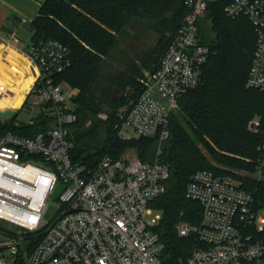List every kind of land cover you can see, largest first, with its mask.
I'll return each instance as SVG.
<instances>
[{
    "label": "built area",
    "instance_id": "built-area-1",
    "mask_svg": "<svg viewBox=\"0 0 264 264\" xmlns=\"http://www.w3.org/2000/svg\"><path fill=\"white\" fill-rule=\"evenodd\" d=\"M213 1L185 0L187 13L158 64L139 79V92L125 93L117 111L118 137L168 138L179 98L203 79L211 48L200 41L198 21ZM225 12L248 18L254 27L246 86L264 91V0H232ZM70 54L53 39L31 42L22 52L37 69L30 90L40 106L36 114L53 116L56 125L33 137L0 135V220L16 227L0 224V257H21L24 264H163L165 244L155 230L161 212L151 203L166 193L170 169L158 159L136 156L105 155L94 168L74 163L68 127L78 121L73 102L78 90L56 80L71 66ZM99 117L107 120L108 114ZM248 129L262 135L248 176L264 183L261 118L253 117ZM243 184L233 173L201 169L191 176L186 195L201 203L203 221L200 226L182 222L178 232L197 233L202 246L181 264H264V192L258 197L257 189ZM59 185L63 189L55 199ZM52 205L56 210L48 218Z\"/></svg>",
    "mask_w": 264,
    "mask_h": 264
},
{
    "label": "trees",
    "instance_id": "trees-1",
    "mask_svg": "<svg viewBox=\"0 0 264 264\" xmlns=\"http://www.w3.org/2000/svg\"><path fill=\"white\" fill-rule=\"evenodd\" d=\"M231 1L214 0L198 21L200 41L211 54L201 84L184 93L171 112L170 134L163 141L158 136L121 139L115 129L117 111L127 100V89L139 92V79L158 64L187 13L185 0H45L31 22L32 42L58 40L71 53V66L56 80L78 90L73 97L78 121L69 131L74 163L94 168L105 155L118 159L132 148L142 161L158 159L169 167L167 191L151 203L161 212L155 230L165 244L163 264H181L202 246L197 233L182 237L178 232L182 222L200 226L203 221L201 203L186 195L191 176L201 169L232 173L207 168L198 143L234 169L253 171L259 155L262 135L248 125L259 116L264 130V91L246 86L256 37L248 18L227 15ZM84 112L88 119L80 127ZM102 112L107 120L99 117ZM55 125L54 117L41 111L27 122L0 120V135L33 137ZM242 180L262 198L264 183L250 176ZM16 264H24L21 257Z\"/></svg>",
    "mask_w": 264,
    "mask_h": 264
},
{
    "label": "crops",
    "instance_id": "crops-1",
    "mask_svg": "<svg viewBox=\"0 0 264 264\" xmlns=\"http://www.w3.org/2000/svg\"><path fill=\"white\" fill-rule=\"evenodd\" d=\"M44 1L0 0V109L21 107L33 86L37 69L22 55L32 41L25 45L20 34L26 27L33 34L31 22Z\"/></svg>",
    "mask_w": 264,
    "mask_h": 264
},
{
    "label": "rangeland",
    "instance_id": "rangeland-1",
    "mask_svg": "<svg viewBox=\"0 0 264 264\" xmlns=\"http://www.w3.org/2000/svg\"><path fill=\"white\" fill-rule=\"evenodd\" d=\"M31 34H32L31 30L28 29L27 27L22 29L20 36H21V38H22V40H23L25 45H27L28 42L30 43ZM1 41H3V40H1ZM1 41H0V43H1ZM4 43H6V42H4ZM66 85L68 86L69 84L66 82ZM5 108L6 109H13V108H9V107H4V109ZM34 108H35L36 111H34ZM39 108H40L39 104L33 102V97H32V95L29 92V94L27 95V97L25 98V100H24V102L22 104L21 110H17L16 111L15 109H13V110L16 111V115L14 117H12V118H14L16 122H23V121L27 122L30 119L35 118L38 115V114H36V112H38ZM4 109H0V110H4ZM7 119H10V118H5V120H7ZM71 129H73V127H71V126L68 127V131H71ZM198 145L200 146V148H202L203 152L207 156V160H208V163H209V166H207V168H211L212 166L213 167L226 168L228 170H231L233 174H236V176H239L240 178H243V179L248 176L249 173H248L247 170L234 169V168H230L228 166L225 167L223 164H220L218 161H216L214 159V157L211 156L203 148V146L200 143H198ZM134 156L138 157V154L136 153V151L134 149L130 148V149L126 150L124 152V154L120 158H131V157H134ZM0 224L6 225V226H8V227H10L12 229H16V227L10 225L9 223L1 221V220H0ZM0 260H1V262L3 264H16V260L17 259H14V258L13 259H4V258L0 257Z\"/></svg>",
    "mask_w": 264,
    "mask_h": 264
},
{
    "label": "water",
    "instance_id": "water-1",
    "mask_svg": "<svg viewBox=\"0 0 264 264\" xmlns=\"http://www.w3.org/2000/svg\"><path fill=\"white\" fill-rule=\"evenodd\" d=\"M16 114V111L13 109H6V110H0V120L4 119V118H12L14 117ZM88 119V113L84 112L81 115L80 121H79V126H83L85 124V122ZM108 140V136L105 137V139L102 142V147L105 146L106 142ZM63 189V185H59L56 192L54 193V198L56 199L58 197V195L60 194L61 190ZM56 210V206L52 205L51 210L48 214V218L51 217L52 213H54V211ZM28 242L24 243L23 249H25V247L27 246Z\"/></svg>",
    "mask_w": 264,
    "mask_h": 264
}]
</instances>
